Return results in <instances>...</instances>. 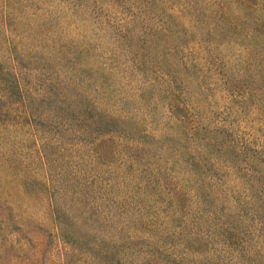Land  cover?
Listing matches in <instances>:
<instances>
[{"label":"rangeland","instance_id":"rangeland-1","mask_svg":"<svg viewBox=\"0 0 264 264\" xmlns=\"http://www.w3.org/2000/svg\"><path fill=\"white\" fill-rule=\"evenodd\" d=\"M0 264H264V0H0Z\"/></svg>","mask_w":264,"mask_h":264}]
</instances>
